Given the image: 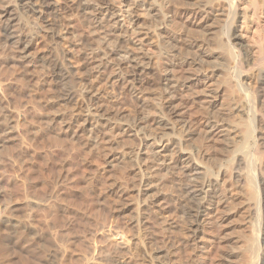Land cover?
Instances as JSON below:
<instances>
[{
    "label": "rangeland",
    "instance_id": "rangeland-1",
    "mask_svg": "<svg viewBox=\"0 0 264 264\" xmlns=\"http://www.w3.org/2000/svg\"><path fill=\"white\" fill-rule=\"evenodd\" d=\"M100 1L95 0V3ZM53 2L54 8L48 14L42 17L33 14L30 17L35 43L33 50L51 48L58 63L73 65L69 66L73 77L72 88L84 104L82 107L94 110L88 93L94 89L95 94L100 92L98 101L104 107L109 109L116 104L122 105V110L118 111L122 112L120 117L116 116L124 121L119 127L124 126L127 130L125 123L135 122L140 97H149V114L157 116L155 112L158 111L159 102L153 98L160 95L158 81L161 68L169 66L168 59L156 56L152 46L143 45L142 50L155 59L154 70L140 83L143 87L141 93L139 90L130 91L126 84L115 85L109 82L107 76L113 68H106L102 73L105 79L100 81L94 72L84 69L80 61L79 43L93 39L90 41L100 46L103 39L98 35L103 36L104 31L110 32V28L103 27L105 22L98 21L94 24V30L99 31L97 33L79 13L74 2ZM139 13V24L146 23L148 19L145 12ZM175 13L176 9L172 8L166 18L172 19ZM260 18H263V14ZM45 19L52 22L51 28L56 33L54 36L45 33ZM259 24L252 23L246 36L254 50L262 37L264 20ZM109 34L108 38L113 41L112 33ZM161 37L155 36L154 39L159 42ZM13 54L3 48L0 40V106L15 110L13 112L19 130V139L10 141L6 151L0 154V216L15 207L19 208L26 219L42 235L45 234L46 246L54 241L61 242L58 243L63 245L61 247L65 253L60 260L62 264H120L118 260L123 259L126 264H149L151 258L155 264H161L159 260L172 259V249L177 251L173 259H178L179 264H224L226 254L239 250V246L245 244V238L257 223L247 215L250 202L247 190L238 189L234 184L233 172L228 166L231 148L223 143L224 152H220L218 147L222 142L206 144L201 131L186 137L182 134L185 139L181 141V148L207 151L210 154L214 152L195 159L210 167L211 174L205 175V179L212 182L218 177L216 186L213 184L206 190L210 189L212 194L224 191L230 196L224 205L210 207L211 215L205 218L206 224L201 226L203 233L199 231L193 235L191 229L195 216L183 202L189 177L176 170L178 168L168 171L164 169L160 174L163 177L154 176L156 171L147 168L152 162L145 161L148 157L144 154L151 152V146H144L152 141L148 142V139L157 138L163 132L177 136L181 130L180 125L173 122L174 132L172 129L153 130L147 127L140 131L143 134L139 132L134 135L130 130L112 136L114 131L121 130L111 123L109 126L114 127L108 130L109 122L100 120L99 129L106 134L99 133L103 138L101 143L94 147L87 146L86 140L73 137L71 130H60L59 125L52 120L56 111H63L66 107L60 97L62 84L58 85L60 81H54L52 69L34 67L31 73H25L24 68L14 60ZM87 54L85 52V56ZM199 77L205 78L204 73L199 74ZM213 83L214 80H209L204 91L197 93L190 94L186 89L176 93L179 110L188 120L195 122L194 129H202L209 113L218 114L227 106L226 95L220 91L216 93ZM239 100L247 111L250 105L242 97ZM74 102L68 103L69 113L74 112L78 106L76 100ZM232 119L240 121L241 117L235 116ZM145 133L149 136H145ZM110 138L116 142L112 146L108 143ZM213 144L215 147H212ZM140 150L143 154L139 158H129L131 155H139ZM176 150L167 151L165 158H169ZM180 156L179 152L174 156L177 163H180ZM145 176H150L146 182L152 180L155 186L143 195L144 191L141 194L138 190L142 189ZM142 186L143 189L147 188ZM148 195L159 199L163 216L151 203L142 201ZM197 236L201 237V241H198ZM235 246H238L237 249ZM241 249L243 246L241 252L235 251L237 256H231L232 260L235 259L234 264H246ZM16 252V259L8 260L4 246H0V264H38L32 256L33 252L29 254L20 249Z\"/></svg>",
    "mask_w": 264,
    "mask_h": 264
},
{
    "label": "bare ground",
    "instance_id": "bare-ground-1",
    "mask_svg": "<svg viewBox=\"0 0 264 264\" xmlns=\"http://www.w3.org/2000/svg\"><path fill=\"white\" fill-rule=\"evenodd\" d=\"M71 1L76 4L79 13L93 30L98 21L105 22L103 27L110 28V32L104 31L103 36L98 35L103 39L100 46L91 42L93 39L79 43L80 61L84 69L94 72L100 81L105 79L102 76L104 70L113 68L107 76L109 82L115 85L126 84L130 91L139 90L141 93L143 87L140 83L154 70L155 59L142 50L143 45L152 46L156 56L168 59L169 66L161 68L157 86L160 95L153 98L159 102L158 111L155 112L157 116L152 117L149 114V97H140L138 116L134 123H125L128 127L126 130L124 126L119 127L124 123L118 118L122 113H118L122 110V105L116 104L109 109L104 107L98 101L100 92L95 94L93 89L88 93L91 95L94 110L90 109L91 107L83 108L84 104L72 88L73 77L69 66L73 65L58 63L51 48L33 50L35 43L34 33L30 28V17L33 14L38 17L48 14L54 8L53 0H0V40L3 48L14 53V60L24 68L25 73H31L34 67L49 68L55 76L54 81L58 80L59 83L55 82L62 84L60 97L66 107L63 111L58 110L53 114L54 123L59 125L60 130H71L73 137L86 140L87 146L94 147L95 144L101 143L103 138L100 135L106 134L104 130L99 129L100 120L109 122L108 130L114 127H110V123L116 124L115 128L121 130L114 131L112 136L125 131L128 133L130 130L137 135L147 127L153 130L172 129L174 132L173 122H177L181 128L179 135L163 132L157 138L148 139V142L152 141L144 146H151V152L144 154L148 157L145 161L152 162L147 168L156 171L154 176H162L160 174L164 169L168 171L178 168L176 170L189 177L183 202L195 216L191 229L193 235L199 231L203 233L201 226L206 224L205 218L211 215L210 207L216 204L224 205L230 196L224 191L212 194L210 189L206 190L208 186H216L218 177L212 182L205 179V175L211 174L210 167L195 159L198 156L206 157L209 152L181 148V141L185 139L182 134L186 137L201 131L206 144L222 142L218 147L220 152H224V143L227 148H231L228 166L233 172L234 184L238 189L247 190L250 199L247 215L257 223L250 233L246 234V238L243 236L246 240L244 239L245 244L241 245V255L244 256L242 258L246 264H264V28L261 29L262 37L256 45V50L252 49L246 40L249 26L252 23L259 26L264 20V0H102L97 3L95 0ZM172 8L176 9L175 16L167 19L166 14ZM140 11L147 15L146 23L139 24ZM45 22V33L54 36L56 33L51 28L52 22L48 19H45ZM94 31L99 33L98 30ZM109 33H112L113 41L108 38ZM155 36L164 38L161 37V41L157 42ZM85 52H88L86 56ZM202 73L205 78L199 77ZM209 80H214L216 93L220 91L226 95L227 106L218 114L209 113L202 129H194L195 122L188 120L179 110L176 93L182 89L190 91V94L204 91ZM241 97L250 105L247 111L239 100ZM74 100L78 106L75 104L77 108L69 113L68 103H75ZM13 111L15 110L0 106V154L6 151L10 141L19 139L16 115ZM19 114L17 110V115L20 116ZM235 116L241 117V120L234 121L232 118ZM145 136L149 134L145 133ZM108 143L112 146L116 142L110 138ZM175 148L177 150L170 155L171 158H165L164 154ZM139 152V155H131L129 158H139L140 154H143L142 150ZM177 152L182 155L180 163L174 159ZM212 154L214 152L210 155ZM167 159H170V162H167ZM149 177L142 179V185L147 188L143 189L141 185L142 189H139L138 193L144 191L143 195H146L151 187L155 186L152 180L146 182ZM150 196L141 200L146 204L151 203L158 209L159 214H162L160 211H163V208L159 205V199ZM42 234L17 207L0 216V246H4L8 260L16 259V251L20 249L22 252H33L32 256L37 259L38 264H62L61 257L65 254L61 247L63 245L59 244L60 241H54L55 243L46 246L45 234ZM197 237L198 241H201V237ZM241 246L239 250L236 248L238 246H235L238 252ZM172 250V259L159 260V263L179 264L178 259H173L177 251ZM237 250L224 256V264H234L235 259L232 260L231 256L236 255ZM40 251L43 253L40 254ZM124 260H118V263L126 264ZM148 263L155 264L152 258Z\"/></svg>",
    "mask_w": 264,
    "mask_h": 264
}]
</instances>
